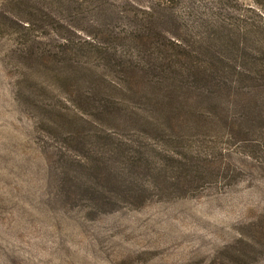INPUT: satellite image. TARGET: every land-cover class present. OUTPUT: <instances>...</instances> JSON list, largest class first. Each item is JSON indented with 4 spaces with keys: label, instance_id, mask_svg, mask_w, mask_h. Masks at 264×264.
I'll use <instances>...</instances> for the list:
<instances>
[{
    "label": "rangeland",
    "instance_id": "1",
    "mask_svg": "<svg viewBox=\"0 0 264 264\" xmlns=\"http://www.w3.org/2000/svg\"><path fill=\"white\" fill-rule=\"evenodd\" d=\"M148 5L182 40L154 55L213 97L162 107L86 48L62 59ZM0 264H264V0H0Z\"/></svg>",
    "mask_w": 264,
    "mask_h": 264
},
{
    "label": "trees",
    "instance_id": "2",
    "mask_svg": "<svg viewBox=\"0 0 264 264\" xmlns=\"http://www.w3.org/2000/svg\"><path fill=\"white\" fill-rule=\"evenodd\" d=\"M157 7L162 8V10H170L168 5L165 3L160 4L157 3ZM141 10V13H146L148 18L139 17L138 13H134L133 15L126 16L127 24L126 27L122 29V34H117L112 30H107V36L101 42L95 38H83L79 37L78 41H71L69 44V38L66 36H61L63 42H61V52L64 54V58L67 59L73 53L72 50L75 49V54L80 56L79 52L81 48L88 49L89 53L99 56L100 61L104 63V65L110 67L113 75L119 77L120 80L124 81L127 77H131L132 79L137 80L138 78L142 81L141 84H155L157 85L158 91L154 96L153 100L160 105L165 107H176L175 110L179 109H187V103L189 102L186 97L181 96L182 91L185 89H190L193 87V83L200 81L204 88H211L207 92H202V94L215 95L218 90L222 88L220 81L214 76H209L206 73V68H199L198 66L191 65L189 68H180L171 65L166 66L171 60L163 58L162 60H158V57L154 55L155 49L157 46V41L160 36L165 37L164 34H169L167 40L174 45H180L182 40L178 38V34H172L170 30L164 29V33L160 30L156 29L155 23L160 20L156 18L153 20V11L155 6H145L144 8L138 7ZM131 11V10H127ZM157 20V21H156ZM160 23V22H159ZM158 23V24H159ZM130 49L136 51L135 53H130ZM154 55V56H153ZM67 56V57H66ZM70 59V58H69ZM166 59V60H165ZM70 67L80 68L78 63H73L71 61L69 63ZM169 67V69H165ZM83 68H86L85 66ZM190 68H194L195 70L201 72L199 77L193 78L189 77ZM183 71H186L183 73ZM172 73V74H168ZM128 74V75H125ZM154 75V76H153ZM148 76H153L154 78H150ZM125 77V78H124ZM103 81L109 83V86L113 88H117V86H121L120 82H117L114 79L103 77L101 75ZM134 80V81H135ZM258 87H261V84H256ZM212 86V87H211ZM188 87V88H187ZM201 93V92H200ZM97 103V102H96ZM100 105L99 103H97ZM114 104V102H111ZM175 104V106H174ZM117 106L118 104L115 103ZM97 108V106L95 107ZM144 120L147 119V116H141Z\"/></svg>",
    "mask_w": 264,
    "mask_h": 264
}]
</instances>
